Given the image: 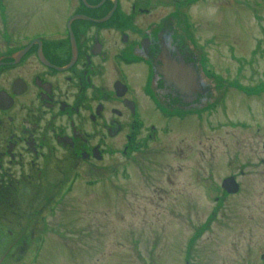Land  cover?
I'll return each mask as SVG.
<instances>
[{"label": "flooded vegetation", "instance_id": "1", "mask_svg": "<svg viewBox=\"0 0 264 264\" xmlns=\"http://www.w3.org/2000/svg\"><path fill=\"white\" fill-rule=\"evenodd\" d=\"M205 1L0 0V264H35L69 195L214 112Z\"/></svg>", "mask_w": 264, "mask_h": 264}, {"label": "rangeland", "instance_id": "2", "mask_svg": "<svg viewBox=\"0 0 264 264\" xmlns=\"http://www.w3.org/2000/svg\"><path fill=\"white\" fill-rule=\"evenodd\" d=\"M191 13L221 102L149 145L140 165L124 162L123 178L69 195L60 241L35 264H264V0H207ZM232 176L239 192L227 195Z\"/></svg>", "mask_w": 264, "mask_h": 264}, {"label": "water", "instance_id": "3", "mask_svg": "<svg viewBox=\"0 0 264 264\" xmlns=\"http://www.w3.org/2000/svg\"><path fill=\"white\" fill-rule=\"evenodd\" d=\"M262 148L264 150V142H263ZM221 187L229 195L236 194L239 190L238 184L236 183L233 177L225 179L222 182Z\"/></svg>", "mask_w": 264, "mask_h": 264}]
</instances>
